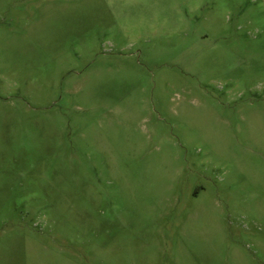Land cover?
I'll list each match as a JSON object with an SVG mask.
<instances>
[{"label":"rangeland","instance_id":"1","mask_svg":"<svg viewBox=\"0 0 264 264\" xmlns=\"http://www.w3.org/2000/svg\"><path fill=\"white\" fill-rule=\"evenodd\" d=\"M0 264H264V0H0Z\"/></svg>","mask_w":264,"mask_h":264}]
</instances>
